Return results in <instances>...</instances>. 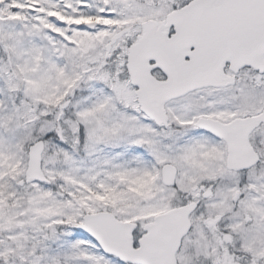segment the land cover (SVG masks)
<instances>
[{"label":"snow or ice","instance_id":"obj_1","mask_svg":"<svg viewBox=\"0 0 264 264\" xmlns=\"http://www.w3.org/2000/svg\"><path fill=\"white\" fill-rule=\"evenodd\" d=\"M0 264H264V0H0Z\"/></svg>","mask_w":264,"mask_h":264}]
</instances>
